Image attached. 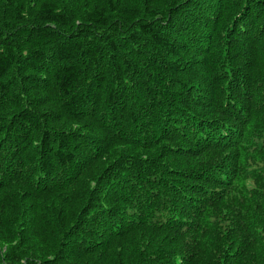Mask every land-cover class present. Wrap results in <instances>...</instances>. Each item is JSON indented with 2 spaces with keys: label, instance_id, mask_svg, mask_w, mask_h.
<instances>
[{
  "label": "trees",
  "instance_id": "trees-1",
  "mask_svg": "<svg viewBox=\"0 0 264 264\" xmlns=\"http://www.w3.org/2000/svg\"><path fill=\"white\" fill-rule=\"evenodd\" d=\"M0 264H264V0H0Z\"/></svg>",
  "mask_w": 264,
  "mask_h": 264
}]
</instances>
